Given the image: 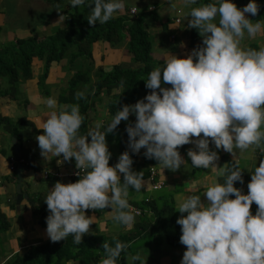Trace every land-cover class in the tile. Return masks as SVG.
I'll return each mask as SVG.
<instances>
[{
    "label": "clouds",
    "instance_id": "9594fccd",
    "mask_svg": "<svg viewBox=\"0 0 264 264\" xmlns=\"http://www.w3.org/2000/svg\"><path fill=\"white\" fill-rule=\"evenodd\" d=\"M69 2L72 8L90 9L87 22L91 26L109 22L125 8L124 0ZM183 2L189 6L197 0ZM259 8L256 0H250L242 9L232 0L191 8L187 27L198 31L202 45L193 48L186 58L169 54L166 65L152 70L145 80L149 94L118 109L106 126L97 121L86 135L79 133L84 117L78 104L59 105L54 97L43 101L51 111L37 127L43 130L36 137L41 155L46 159L49 155L62 156L68 162L74 159L78 169L75 175L80 177L73 183L57 181L45 198L50 213L46 232L51 242L71 235L75 244H81L90 233V225L96 223L95 216H86L87 210L111 208L109 213L116 225L130 229L134 224L129 190L142 192L147 183L144 173L132 170L129 151L109 166L111 153L106 142L107 135L134 114L135 123L126 127L132 153L145 149L146 158L175 172L187 163L178 149L194 144L197 150L187 152L192 166L211 169L224 177V183L204 187L207 205L197 194L176 198L181 213L176 221L181 226L180 243L186 247L181 264H264V159L251 172L247 194L234 187L235 182L243 183L240 154L256 149L264 154V47H241L245 34L255 38L264 31V24H254L245 15L256 16ZM61 10L62 5L57 3V13ZM64 17L59 15L55 24L63 23ZM84 98L83 91L76 93L77 100ZM210 143L231 154L233 162L219 166L218 152L210 149ZM20 162L14 166H24ZM149 168L154 169L148 166L147 178ZM156 178L162 182L160 189L164 182L157 172ZM253 203L257 205L255 215L251 212ZM101 247L105 258L100 264H116L129 245L116 241L114 247L107 242ZM127 259L128 264H146L140 254Z\"/></svg>",
    "mask_w": 264,
    "mask_h": 264
},
{
    "label": "crops",
    "instance_id": "0c3cea01",
    "mask_svg": "<svg viewBox=\"0 0 264 264\" xmlns=\"http://www.w3.org/2000/svg\"><path fill=\"white\" fill-rule=\"evenodd\" d=\"M247 1L250 2V0ZM207 2L217 3L218 0H197L196 4L189 6H185L183 0H124L125 8L117 12L114 18L127 15V10L131 6L142 12L144 15L142 26L150 43V58L156 62V67L162 69L166 65L169 54L186 58L192 49L197 47L199 35L191 38L193 29L187 27V18L191 8L199 7ZM256 2L260 6L258 18L247 13L245 15L254 24L256 22L264 24V0H256ZM57 3L62 5L60 13L56 11ZM150 5L153 6L151 10L148 9ZM82 7L77 6L76 10ZM243 7L241 3L238 6L241 9ZM74 10L69 0H0V47L13 43L16 39L33 38L38 42L43 41L54 31L64 28L66 19L73 14ZM59 15H65L64 22L55 24ZM122 36L120 39L103 38L92 42L89 52L73 59L72 62L70 56L72 53L69 50L66 52L67 55L48 63L36 57L32 58L29 76L19 79L16 89L9 93L10 95L0 96V116L8 119L16 117L15 120L23 118L26 121L23 122L26 126L19 128L22 129L20 138L15 137L14 142L18 147L20 163L24 165L20 189L22 193H26V197H21L19 201L15 198L14 170L17 166L11 168L9 163V156H15L10 142V138L14 136L0 124V225H2L0 226V264L14 253L24 254L32 247L52 243L46 232V217L50 213L44 202L45 198L57 181L67 184L76 182L80 178L75 175L78 169L75 167L74 159L68 162L63 161L62 156L49 155L46 159L41 155L36 137L43 134V130L37 127L42 121L47 120L45 115L51 111L43 101L48 97H54L59 105L81 106V103L73 99L71 94L73 89L70 86V79L79 74L72 66L73 63L80 66L77 60L89 61V64L86 63L83 67L81 74H85L91 64H94L93 68L97 75L99 74L96 77L92 76L89 86L98 77L110 73L116 66L129 70L140 69L142 63L133 60L127 51L128 36L125 29L122 30ZM241 47L255 50L264 47V31L255 38H249L245 34ZM107 68H111V71H106ZM0 82L2 86L1 79ZM79 85L75 91H83L86 99L88 98L86 107H80L84 121L79 133L86 135L90 128L95 127L97 121H103L105 126L111 121L108 103H111L116 95L121 94L122 87H111L108 93L101 88L97 96L91 97V93L87 91L88 88L86 91L84 89L85 84H83L84 87ZM140 90H138L140 91L138 96L131 99L133 102L125 104L133 105L141 100L140 95L146 90L145 86ZM65 95L70 97L63 99ZM135 120V115H130L128 121L120 123L121 126L117 130L119 136L116 132L107 135V146L114 157L125 150L128 139L127 123L134 124ZM101 130L103 131V128ZM88 140L90 142L91 137H88ZM189 149L197 150L194 144H187L178 149L187 163L181 165V168L175 172L163 169L155 159L146 158L144 156L146 150L141 149L140 153L136 154V163L132 166V170L143 172V179L147 183L141 193H136L134 189L129 190V204L140 209L139 214L133 213L135 222L132 227L128 229L116 225L109 213L111 208L87 210L86 216H95L96 223L90 225V233L82 238V243L75 244L74 237L71 235L55 242L47 255L43 256L40 264H100L105 258L102 244L107 242L114 247L116 241L129 245L121 253L116 264H128L127 257L135 254H140L142 259L146 260V264H181L186 247L181 243H169L163 236L164 231L172 230L174 224L178 225L176 221L181 213L177 211L176 198L197 194L207 205L206 197L203 195L204 187L215 182L224 183V177H218L215 171L194 168L190 157L187 156ZM210 149L218 152L219 166L233 162L231 154L222 149H216L212 143H210ZM118 159L116 158L117 161ZM261 159H264V154L259 149L240 154L243 183L235 182L234 187L241 189L243 194L248 193L247 185L251 179V172L258 166ZM109 164L114 166V163ZM148 166H153L158 177L163 180L164 184L160 189H150L147 178ZM120 175L123 183V175ZM152 206L155 207L151 208ZM256 210L257 205L253 203L251 208L253 215ZM161 215L163 217L158 218ZM178 227L181 236V226L178 225ZM135 264H140V261H136Z\"/></svg>",
    "mask_w": 264,
    "mask_h": 264
},
{
    "label": "trees",
    "instance_id": "16d2710c",
    "mask_svg": "<svg viewBox=\"0 0 264 264\" xmlns=\"http://www.w3.org/2000/svg\"><path fill=\"white\" fill-rule=\"evenodd\" d=\"M89 0H86V3ZM210 2V1H209ZM208 3V2H207ZM94 6V5H93ZM259 14V13H258ZM90 15V9L83 6L77 13H74L71 18L68 17L65 21V27L54 31L50 36L46 37L43 41H37L33 38L16 39L13 43L0 47V76L5 78L0 84V96L11 94L16 89V84L19 79L26 78L30 72V62L32 58L42 59L45 63L55 61L58 58L67 55L69 50L72 54L71 62L73 59L87 54L92 42L99 39L111 40L112 38H122V30L125 29L128 36L126 48L132 59L142 63V66L138 70L122 69L120 67H114L113 70L107 75H103L97 78L93 83L88 85V93H91V97L97 96L101 92V88L108 93L111 87H121V81H123V87L121 94L116 95V98L109 102V114L111 119L115 116L118 109H121L125 103L133 102L131 99H135L138 93L145 86V80L148 78L149 73L156 67V62L150 58L149 48L150 43L146 31L142 26L143 14L141 11H137L136 14L129 18L128 15H122L111 19L109 22L100 25L99 22L95 26H91L87 22V18ZM258 18V15L255 16ZM218 23V21H217ZM199 35L196 29H193L191 38ZM199 43L197 47L202 45V37H198ZM86 74L79 73L72 77L70 80V86L73 89V99L81 103L82 108L86 107L87 99H76L75 89L86 84L85 81L79 80L80 77H87ZM1 79V78H0ZM1 83V82H0ZM89 83V81H88ZM72 84V85H71ZM164 87H171V85H162ZM146 88V87H145ZM140 90V91H138ZM151 92L150 89L144 90L140 95L143 99L147 94ZM9 94V95H10ZM90 95V94H89ZM63 96V99L69 98ZM80 106V107H81ZM26 122L23 118H19L16 121H9L7 117L0 116V124L9 131L11 135L20 138L22 129L26 126ZM129 123H127L128 125ZM117 129L114 130L116 135L119 136ZM112 134V133H111ZM125 151H129L133 159V165L136 163V154L132 153L128 148V139L125 146ZM118 153L116 158L123 153ZM111 154L109 163L115 165L118 161ZM114 158V159H113ZM112 161V162H111ZM132 165V166H133ZM109 166H112V164ZM155 207V206H154ZM153 206L151 208H154ZM163 215L158 216V218ZM2 226V225H0ZM163 236L169 243L180 244V230L178 225L174 224L173 229L164 231ZM54 242L50 244H42L36 247L30 248L26 253H14L2 264H40L43 256L47 255L48 251ZM50 253V252H49Z\"/></svg>",
    "mask_w": 264,
    "mask_h": 264
},
{
    "label": "rangeland",
    "instance_id": "374dc122",
    "mask_svg": "<svg viewBox=\"0 0 264 264\" xmlns=\"http://www.w3.org/2000/svg\"><path fill=\"white\" fill-rule=\"evenodd\" d=\"M233 2L237 5V7L238 6H240V3H241V5H243V6H245L247 3H248V1L247 0H233ZM79 11V9H77L76 10V8H75V10H74V12H73V14L74 13H77ZM73 14L72 15H70V16H68L69 18H71L72 16H73ZM218 17H217V20L215 21V22H217L218 21ZM75 60V59H74ZM73 60V61H74ZM77 63L78 64H80V66L79 65H76V63H73V65L72 66H74V70H76V72L77 73H82V71H83V67L86 65V63H87V65L89 64V61L87 62V60L85 59V60H77ZM90 66V68H89V70L87 71V72H85V76H87L86 78L85 77H80L79 78V80H81V81H85L86 82V84H85V87H84V89H85V91H86V89H87V87H88V85H89V83H88V81L89 80H91V78H93L94 76L96 77V76H98L97 75V73H96V70H95V68H93V66H94V64H91V65H89ZM94 69V70H93ZM94 75V76H93ZM93 76V77H92ZM0 78H1V80L2 81H5V78L2 76H0ZM3 83V82H2ZM82 84V83H81ZM14 118H16V117H14ZM14 118H10L9 119V121H16ZM10 142H11V140H10ZM11 156V155H10ZM9 156V157H10Z\"/></svg>",
    "mask_w": 264,
    "mask_h": 264
},
{
    "label": "built area",
    "instance_id": "2783aa9c",
    "mask_svg": "<svg viewBox=\"0 0 264 264\" xmlns=\"http://www.w3.org/2000/svg\"><path fill=\"white\" fill-rule=\"evenodd\" d=\"M148 9L149 10L153 9V6L150 5L148 7ZM127 13H128V16L130 18H132L135 15V13H136V8L134 6L129 7L128 10H127ZM18 161L20 162L21 159L16 160L14 158V156H10L9 157V163H10L11 168H13L14 165L16 164V162H18ZM148 178H149L150 186H151L152 189H157V188H159L162 185V182L158 178H156V172H155V170L153 168H149ZM131 207L133 209V213L134 214H139L140 209H137L136 207H133V206H131Z\"/></svg>",
    "mask_w": 264,
    "mask_h": 264
},
{
    "label": "water",
    "instance_id": "95a60500",
    "mask_svg": "<svg viewBox=\"0 0 264 264\" xmlns=\"http://www.w3.org/2000/svg\"><path fill=\"white\" fill-rule=\"evenodd\" d=\"M11 144H12V150L13 153L15 155V158H18V147L17 145L14 143L15 142V137H11ZM23 167L22 165H17V168L14 170V173L16 175V184H15V198L17 201L20 200L21 197H26V193H22L20 187L22 184V171H23Z\"/></svg>",
    "mask_w": 264,
    "mask_h": 264
}]
</instances>
